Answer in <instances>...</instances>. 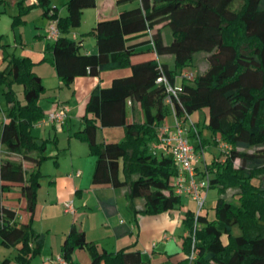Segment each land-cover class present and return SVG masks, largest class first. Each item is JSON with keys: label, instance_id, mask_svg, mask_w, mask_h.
<instances>
[{"label": "trees", "instance_id": "1", "mask_svg": "<svg viewBox=\"0 0 264 264\" xmlns=\"http://www.w3.org/2000/svg\"><path fill=\"white\" fill-rule=\"evenodd\" d=\"M127 1L136 6L116 18L98 20L90 30L96 46L92 54L80 53L81 40L69 37V31L80 25L83 9L94 7L95 0H67L64 16L49 0L38 1L59 29L47 49L64 84L108 67L130 68L129 75L91 92L74 133L95 157L92 182L127 185L131 199H142L143 214L177 209L182 196L174 193L171 183L176 165L164 150L152 146L173 112L184 126L193 112L206 108L205 124H193L192 133L187 136L185 129V134L195 153L211 137L214 144L226 145L221 148L223 158L211 160L202 172L209 188L218 189V198L211 219L204 207L184 213L185 257L176 264H264V0H117ZM18 20L15 17L14 23ZM165 27L171 31L169 43L163 40ZM34 64L29 57L13 55L0 72L7 119L0 127V141L7 153L20 157L13 161L0 156L1 189L8 188L7 182L20 183L27 214L25 222L17 223L16 210L0 203V245L16 249L0 264H29L43 246V234L31 224L44 176L39 167L47 158L44 150L50 139L32 134L44 117L39 101L45 92ZM188 68L196 69L191 79L180 76ZM160 74L171 84L180 79L173 107L165 102V86L156 82ZM15 84L22 86L23 101L17 98ZM128 101L129 110L138 106L141 120L126 122ZM112 126H123L125 138L97 141V128ZM202 128L210 137L202 135ZM74 248L85 249L91 264H146L131 245L114 252L98 250L75 225L61 245L66 264H74Z\"/></svg>", "mask_w": 264, "mask_h": 264}, {"label": "crops", "instance_id": "2", "mask_svg": "<svg viewBox=\"0 0 264 264\" xmlns=\"http://www.w3.org/2000/svg\"><path fill=\"white\" fill-rule=\"evenodd\" d=\"M38 1L0 0V72L6 68L7 61L13 55L29 57L35 62L33 70L40 76L45 87V92L39 101L44 117L35 123L32 134L39 138L50 139L44 150V155L47 158H53L54 164L58 166L59 153L57 150L59 149H57V145L59 137L65 132L69 135L75 133V130L80 128L81 117L85 112V106L91 92L96 87H108L115 77L129 75L130 68L108 67L101 70L97 75H78L70 84H64L52 64V52L47 49V45L52 40L47 38L46 31L52 20L44 14ZM7 4L9 8H7ZM49 5L57 8L54 0H49ZM135 6V1L118 3L117 0H95L94 7L83 9L80 25L74 30L71 28L69 37L81 40L80 53H96L95 38L90 34V30L96 22L100 19L116 18L123 10ZM63 11L61 10L60 13L58 11V15L64 16L66 11L62 14ZM17 16H19V20L14 23V18ZM7 27L9 28L7 29ZM165 28L162 29L163 40L165 43H169L172 39L171 31ZM199 64V69L205 68L203 62ZM118 69H121L123 74H117L116 70ZM184 70L194 73L196 71L192 68ZM178 80L180 79L176 80L177 85ZM15 91L17 94L18 90L15 89ZM129 104L128 101V109ZM61 106L68 108V117L64 123L53 124L45 120L49 111ZM5 108H2L0 104V127L3 120L7 121L6 118L4 119ZM132 119H142L138 106H135V109L127 110L126 122ZM206 120V108L193 112L190 118L184 122L187 136L192 133L193 124L200 127L205 124ZM163 122L172 125V116L166 117ZM73 127L74 130H72ZM124 132L123 126L98 127L96 139L98 138L97 141L99 142L117 141L123 137ZM72 138L71 135L68 136L67 149L69 151H61L60 153L63 158H69L68 167L64 171L57 167L55 173L43 174L44 176L50 175L51 178L48 181L43 182L44 176L40 180L31 225L35 232L43 234V246L40 254L33 257L29 264H57V257L61 255L63 240L73 225L82 230L86 239L95 243L100 251L114 252L131 245L132 249L140 251L141 258L146 264H176L182 260L185 257L182 249V236L185 231L181 222L186 210H194L191 206L194 202L186 196L189 201L184 202L182 200V205L177 209L155 215L139 212L142 209L143 201L139 198L131 199L128 196L127 185L116 188L108 184H94L92 182L95 158L89 154L86 142L77 137ZM211 139L213 140L212 137ZM49 143H52L54 147L56 146L50 149V152L47 149ZM207 144L210 145V143H205L202 149L203 155L195 163L197 179L202 177L205 166L211 160L218 159L216 153L206 152ZM211 145H215L218 152L223 153L221 143ZM60 147H63V143L60 144ZM156 150L159 152L161 149ZM0 153L5 154L3 158L13 161H18L20 158L16 154L7 153L4 144L1 146ZM41 164L39 168H41ZM77 172L79 173L77 174ZM1 184L4 183L0 182V203L7 208L16 210L17 223L25 222L27 214L20 193L21 184L7 182L5 185L8 188L5 190L1 189ZM208 199L209 193L207 192L205 201ZM66 201L72 202L74 213L64 210L63 205ZM177 232L181 234L175 238ZM82 250L85 249H73L71 253L72 262L74 264H91L89 253ZM15 253L14 247L0 245V261L6 257H13ZM9 264L16 263L11 260Z\"/></svg>", "mask_w": 264, "mask_h": 264}, {"label": "built area", "instance_id": "3", "mask_svg": "<svg viewBox=\"0 0 264 264\" xmlns=\"http://www.w3.org/2000/svg\"><path fill=\"white\" fill-rule=\"evenodd\" d=\"M46 32L47 38L52 41L58 37L59 29L57 28L55 20L51 21ZM193 74V71L184 70L181 72L180 76L191 79ZM156 82L165 86V102L169 104L170 107H173V98L176 97L178 90L176 84H171L168 78L163 74L157 77ZM171 116L173 124L167 125L166 122L161 124L158 129V141L153 144L152 147L153 149L164 150L166 154L172 157L177 169L175 175L171 179L173 191L175 194L189 197L197 206V213L204 207L206 192L209 188L208 177L203 176L197 179L195 170V163L198 161L199 157L203 155V152H194L192 145L186 137L182 122L176 117L174 112ZM67 117L68 108L66 106H61L60 108L49 111L45 120L53 124H62ZM223 146L226 147L224 144ZM78 173L79 172H77V174ZM63 206L65 211L74 213V207L71 201H66ZM57 262L58 264H66L61 256L57 257Z\"/></svg>", "mask_w": 264, "mask_h": 264}, {"label": "rangeland", "instance_id": "4", "mask_svg": "<svg viewBox=\"0 0 264 264\" xmlns=\"http://www.w3.org/2000/svg\"><path fill=\"white\" fill-rule=\"evenodd\" d=\"M65 1L66 0H54V2L57 4L56 6H57V11H59V13H60V11L61 10H64L63 11V13L62 14H64L65 13V11H66V8H65V5H64V3H65ZM7 8H9V6H8V4H7ZM32 10V9H31ZM5 26H6V24H5ZM9 27H7V29H8ZM76 28H78V27H73L72 29L74 30V29H76ZM165 29H167L168 31H169V28L168 27H166ZM4 36H6V35H4ZM89 38H91V37H89ZM91 39H93V38H91ZM19 52V51H18ZM194 69V68H193ZM116 72H117V74H123V71L121 70V69H118V70H116ZM180 80H178V84L180 85ZM15 87V89L16 90H18V93H17V97H18V99L19 100H22L23 98V96H22V87H21V85H15L14 86ZM0 104H1V107L3 108H5L6 107V100L4 99V97H3V94H2V92H1V90H0ZM129 110V109H128ZM170 117V116H169ZM72 130H74V127H73V129ZM71 130V131H72ZM77 131V129L75 130V132ZM202 134L204 135V136H207V137H210V132H209V130L208 129H206V128H202ZM73 138L75 137L74 136V133H71L70 134ZM69 134H67L66 132H65V134H61V136L59 137V143H58V145H57V149H59V150H57V152L59 153V155H58V158H57V160H58V162H59V165L58 166H56L55 164H54V159L53 158H46V159H44L43 160V162H42V164H41V168H40V170H41V172L43 173V174H47L48 172H50V173H55V171H56V168L57 167H59V169L61 170V171H64L65 170V168H67L68 167V164H69V158L67 157H64L63 158V155H61L60 153H61V151L63 152H68L69 151V149H67V145H68V143H67V141H68V136H70ZM72 138V139H73ZM76 138V137H75ZM125 138V132H124V135H123V137H120L117 141H121V140H123ZM98 139V138H97ZM63 143V147H60V144H62ZM211 144H213V141H212V139L210 140V145L209 144H207V147H209V148H207L206 147V152L207 153H216L217 155H218V158H221V157H223L224 156V154L223 153H221V152H218V150H217V147L215 146V145H211ZM1 146H2V144H1ZM56 147V146H55ZM54 147V145L52 144V143H49L48 144V152H50V149H53V148H55ZM73 148H74V145H73ZM2 155V157H4L5 156V154L4 153H2L1 154ZM16 157V156H15ZM92 157H94V156H92ZM95 158V157H94ZM236 164H237V161H236ZM26 168L27 167H29V162H26V166H25ZM51 177H50V175H45L43 178H42V180H43V182H45V181H48V179H50ZM207 192L209 193V199H208V201L206 200L205 201V204H204V210H207L208 211V217L211 219V218H213V216H214V206H215V203H216V200H217V198H218V189L217 188H215V187H210V188H208L207 189ZM207 192H206V195H207ZM215 198V199H214ZM182 200L184 201V202H186V201H189V199L186 197V196H184V195H182ZM209 200H214V201H209ZM192 202V201H191ZM193 203V202H192ZM191 206L194 208V210L196 211L197 210V206L193 203V204H191ZM178 234H181L180 232H177L176 233V235L174 236L175 238H177V237H179V235ZM83 252L85 251V250H82Z\"/></svg>", "mask_w": 264, "mask_h": 264}]
</instances>
